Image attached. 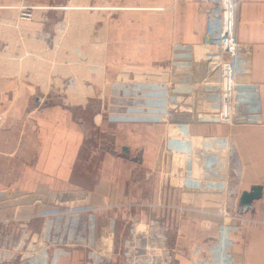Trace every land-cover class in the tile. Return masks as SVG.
Returning a JSON list of instances; mask_svg holds the SVG:
<instances>
[{"label":"crops","instance_id":"crops-1","mask_svg":"<svg viewBox=\"0 0 264 264\" xmlns=\"http://www.w3.org/2000/svg\"><path fill=\"white\" fill-rule=\"evenodd\" d=\"M24 1L43 7L34 11L32 21H19L17 11L13 17L5 11L0 15V24L14 26L13 36H0L4 39L0 194L15 195L0 198V264H96L90 258L93 254L104 256L109 264H133L135 258L125 261L123 251L130 223L139 219L141 246L157 253L155 249L163 252L167 245L173 253L172 264H224L230 256L237 263L246 264L250 257L260 263L264 232L245 224L234 230L230 227L234 220L227 216L246 218L238 203L242 193L256 185L263 187V195L253 203L252 211L264 216V0H239L237 19L243 51L239 81L257 87L261 104L257 123L249 122L251 114L244 103L236 105L231 119L223 120L218 72L208 68L206 58H200L189 75L182 67L173 77L167 75L170 45L180 41L196 45L203 32L191 28L184 32L183 23L173 19L170 33L166 15H142L135 10L164 5L168 0ZM183 2L198 9L195 0ZM7 4L0 1L1 7H12ZM62 25L68 27L65 37L58 36ZM9 45L13 51L7 54ZM7 56L14 63L9 75L4 66ZM57 58L63 64L56 65ZM178 72L183 73L182 81L191 80L190 97L179 91L184 84L179 83ZM66 79H72L74 86L66 87L63 95L59 89ZM168 79L173 82L176 103L187 100L170 116L157 87ZM123 82L145 84L142 90L150 95L144 99L143 111L148 116L142 123L130 124L125 136L120 130H110L112 123L106 119L102 133L114 134L116 139L112 138L110 147H103L101 162L93 169L92 161L79 160L86 127L78 115L92 100L99 105L96 118L114 115L117 95L113 87ZM154 88L157 92L152 95ZM189 100L193 105L188 109ZM3 103L9 111L1 110ZM19 103L25 105L20 112ZM205 103L207 111L203 112L199 105ZM139 142L142 147L137 149ZM40 149L46 153L40 156ZM134 149L141 154L121 171L119 165L131 160ZM46 188L62 189L54 200L65 206L67 216L78 218L82 225L92 217L96 228L90 232L93 240H87L88 231L81 227L85 234L77 233L78 239L71 240L76 232L71 230L69 254L55 257L53 250L46 251L43 262L38 227L27 219L33 216V207L52 204L54 193L44 192ZM139 201L159 202L163 207L129 206ZM14 207L24 211L14 213ZM161 225L168 228L165 234ZM159 228L163 239L169 238L163 247L155 238ZM152 242L156 243L151 246ZM133 246L138 247L137 241ZM32 247L36 249L28 251Z\"/></svg>","mask_w":264,"mask_h":264},{"label":"built area","instance_id":"built-area-1","mask_svg":"<svg viewBox=\"0 0 264 264\" xmlns=\"http://www.w3.org/2000/svg\"><path fill=\"white\" fill-rule=\"evenodd\" d=\"M198 3V7L200 6V10L203 11L205 16V29L199 36L198 44L184 43V42H175L170 45L169 54L170 56L167 59V75H174V71L181 70L180 68H185L183 70L185 74H190L192 70H195L200 58H206L208 61L209 69H213L218 72V89L220 93V107L223 112V120L228 121L232 118L234 114L235 107L238 103H244L247 105V112L251 114L249 118V122L257 123L259 121V114L261 112V104H260V96L258 94L257 87L251 85L249 83H241L239 81V77L242 74L240 70V60H242L243 51L241 48V43L239 41L237 35V19H238V11H239V0H195ZM180 0H168V2L164 5L160 6H140L135 10L138 14L149 15V14H166L168 11L175 9ZM43 7H37L36 5L29 4L24 0H18L16 5H12L10 8H5L0 6V11L5 9H13L14 12L17 11L18 20H26L32 21L34 11L37 9H42ZM116 9V8H114ZM68 33V27L66 25H62L58 27V36L65 37ZM171 33V32H170ZM203 48H208V50H202ZM9 49L13 51V45H9ZM212 49V50H211ZM1 54V52H0ZM55 64H63V60L61 58L55 59ZM146 74V73H145ZM5 75V74H4ZM179 83L184 84L181 89H179L180 93L187 92L191 96V89L188 84L191 80L182 81L183 73L178 72ZM6 77V76H5ZM5 79V78H4ZM211 78H209L210 82ZM168 79L165 82L161 83L160 86V96H161V104L168 115H171V111L174 109H178V104L185 103L187 100L183 98L184 102H177L176 97L174 96L175 89L173 87V82ZM149 83V82H147ZM178 83V82H177ZM145 84L142 83H126L114 85V89L119 86L128 88V97L130 95V101L133 105H136L142 101L141 98H145L147 95L146 91L142 89ZM74 81L72 79H66L64 82V86L59 89L60 92L64 95L66 91V87H73ZM148 87V85H146ZM142 91V94H141ZM16 96L18 94H15ZM117 96V99L122 97ZM19 97V95L17 96ZM186 97V96H183ZM181 101V100H180ZM18 103V99H17ZM22 103V102H21ZM21 103L17 104V109L20 112L23 110L25 105H21ZM174 106V108H172ZM177 106V108H176ZM114 115H110V119H114L116 121H129V122H141L146 120L145 116L143 120L137 119L138 111L135 108H129L126 111H121L116 113L114 111ZM163 114H165L163 112ZM129 206L142 208L143 206H154V207H163L161 203H131ZM180 209V207H175ZM230 218H233L237 221H244V217L242 216H233L228 215ZM227 216V217H228ZM141 236H143V231ZM137 249H136V258L135 264H146L145 259L149 260V258L153 257V250H149L147 247L141 246V239L137 241ZM143 250H145V254H142ZM149 252H152L151 254ZM146 258H143L144 256ZM147 264H152V260L150 263L147 261Z\"/></svg>","mask_w":264,"mask_h":264},{"label":"rangeland","instance_id":"rangeland-1","mask_svg":"<svg viewBox=\"0 0 264 264\" xmlns=\"http://www.w3.org/2000/svg\"><path fill=\"white\" fill-rule=\"evenodd\" d=\"M0 1L6 2L10 5H14L16 0H0ZM28 1H32V0H28ZM151 7H153V6H151ZM4 11L7 13V16L13 17V15H14L13 9L2 10V11H0V15H3ZM166 14L168 15V31L169 32H171L172 28H173V19H176L178 22L180 20L183 23L182 27H183L184 32H185L186 28H191V29H193V31H198V30L203 31L202 29L205 26V22L199 18L202 16L205 19L203 11L200 10V6L198 7V9L193 10L190 7H188V3L183 2V0L182 1L180 0L178 6L175 9L168 11ZM0 26H1L0 36L5 35L6 33L9 36H13V29H14L13 24H7L6 26L4 24H0ZM2 28H7V29H2ZM3 44H4V39H0V49H1L0 50V52H1L0 62L2 60H4V56L2 53V50L4 49ZM202 50H206V48H203ZM11 51H12V49L10 50L9 48H7V54H9V52H11ZM6 59H8V61H6V63L4 61V66H5V69L7 70V74H8V70H10V71H11V69L14 70V63H13V61H11V58H9L8 56ZM5 78L8 79L7 77H5ZM106 88H108V87H106ZM106 91H107V89L104 90V93ZM156 92H157L156 88L151 89L152 95L156 94ZM1 93H2V90H1V86H0V95H1ZM114 93L117 96H121V93H123L124 95H123V98L120 97L114 101L113 110L121 112V111L128 110L130 107L131 108L133 107V108H135L136 111H140L137 113V116H138L137 119H139V117H141L139 120H143V118L145 116H148L147 113H144V111H143V109H144L143 105H144V103H146V100L144 101L145 98H141L142 101H140L137 104V108H136V105H133V103H131V101H130V95L128 97V88L119 86L118 88H116L114 90ZM141 94H142V91H141ZM147 95H150V93H148ZM182 96L190 97V95L187 94V92H184L182 94ZM195 98H196V96H195ZM182 101L184 102V100H182ZM189 102L191 104H187L188 109L193 105V103L190 100H189ZM3 104H5V105H4V107H2L1 110L9 111L8 104L7 103H3ZM94 105L95 104L92 100L91 104H89L87 106V110L82 112V114H80V116L78 115L79 120H81L82 126L86 127L85 138L83 141L80 142L81 143L80 146L84 145V148L82 146V151L79 152L80 153V159L79 160H81V162L87 161L88 163H91V161H92L93 169H95V166H99V164L101 162V155L103 154V150H105V148H103V147H105L106 145H109L107 147H110V143H114V142H112V138L116 139V137H114V134L109 136L108 134H103L104 132L102 133L103 122L106 119L108 121H111L112 124L108 125L109 129L111 130V128L112 129L115 128L114 130H120L119 132L121 133L120 135H122V136H125L126 133L129 132L128 127H130V124L135 123L134 121L133 122L116 121L114 119H110L109 116L111 115V113L109 115L107 114V116L104 115L103 119L96 118L97 115L95 112L98 110L99 105H95V106ZM184 105H186V104L182 103L180 105L178 104L177 106L179 108V107L184 106ZM177 106H176V108H177ZM194 106L198 109L197 103H194ZM199 106H201L203 112L207 111L206 103H205V105L200 104ZM172 108H174V106ZM10 111H11V109H10ZM156 122H158V120H156ZM204 123L208 124L207 121H204ZM138 137L141 138L142 135L140 134V135H138ZM135 147H138L137 149L141 148L142 142L135 144ZM137 149H134L132 156L130 158L131 159L130 161L122 163L123 166L119 165V168L121 171L123 170L124 165H132L131 161H132L133 157L136 159V157L141 154V153H139V150H137ZM42 153H43V151L40 149V156ZM45 153H46V151L44 150L43 154H45ZM96 157H98V158H96ZM169 170H171V167ZM167 172H169V171H167ZM47 191H53V193H54V196L52 197V204L49 205L50 207L49 208L47 207V203H41L39 208H37V206L33 207V209H32V211H33L32 215L33 216H31L30 218L27 219V221L29 223H33L38 227L37 228L38 229V247L43 248V250L40 249V251H44V252H42V256H44V258L42 260H40L43 262H46V260H47L46 259L47 256L45 255L46 251L51 252L53 250L55 253L54 254L55 257H60L63 255L69 254L67 251L70 249V246L68 245V240H70L71 230L76 231V232L72 233L71 240L78 239L77 233L85 234L81 230H79L80 227L88 231L87 232V240H93L90 236V232H91V230H94L96 228L95 224H94L95 219H93L92 217H88L87 218L88 223L87 224L84 223V225H82L78 222V218H74L72 216H67L68 214H67V211L65 209V206L63 204H61L60 202H57L58 200H54V198H56L55 193L62 191V189L56 188V191H55L53 189L46 188V190L44 192L47 193ZM40 193H41V191H40ZM6 196H8L10 198H15L14 197L15 195L13 196V194H10L7 192L0 194L1 199H4ZM13 200H15V199H13ZM118 202H121L122 203L121 205H123V206L127 205V204H125V202H122V201H118ZM139 202H136V203H139ZM136 203H134V204H136ZM130 207L134 208V206H130ZM13 210H14V213L24 211L22 207H19V208L14 207ZM245 215H246V218L244 217L245 220L242 222L237 221L233 218H230L231 221L234 220L233 223L236 222V224L231 223L230 227L233 228L234 230H238L239 228L242 227L240 224H245L248 227L253 226V228L255 227L256 229L262 230V232H264V216L260 215L259 213L253 212V211H250ZM229 217L230 216H228V219H229ZM64 219H66V220H64ZM157 222H156V225H157ZM140 225H141V219H139V221H131V223H130L129 238L126 240L127 246L124 248V251H123L124 252L123 254L125 255V261H130V259H132L131 261H133V258H136L137 247L133 248L134 247L133 245H134V241H139L140 239H142V236H141L142 228H140ZM161 228L163 229L164 234H165V231L168 230V228L166 230H164V227H162V225H161ZM25 230L30 233L29 227H26ZM113 230H115V228H113ZM22 235L25 236V233H22ZM165 237H166V235H165ZM155 238L157 239L158 245L160 247H163L164 245H166L168 243L167 241L169 240V238L163 239V234H162L160 228L158 229V238L157 237H155ZM152 240H153V238H152ZM256 240H259V238H256ZM155 243L156 242H152L151 246H153ZM35 249L33 247L28 248V251H34ZM261 249H262V251H264V245L262 246ZM158 250L155 249V251L157 253H152L153 257L152 258L150 257L149 260L147 259V261L149 263L151 260H152V264H172L173 263L172 262L173 260L170 258L173 255V253H170V251H168L170 249L167 245H166V248L163 249V252H158ZM164 250H165V254H166L165 258L163 257ZM174 250L175 249H173V252H174ZM143 252H144V254L146 253L145 250H143ZM158 253L159 254L161 253V255L159 256ZM40 255H41V253H40ZM90 258L91 259L93 258L92 260H93V262L95 261L96 264H109V262L107 260H105L104 256H98V254L97 255L93 254L92 257H90ZM250 258H251L250 261L249 262L247 261L246 264H264V257L262 259H260L261 260L260 263H254L255 262L254 259L252 257H250ZM169 259H171V260H169ZM246 259H247V257H246ZM248 260H249V258H248ZM147 261H146V264H147ZM133 264H135V260L133 261ZM224 264H244V263H240V262L237 263L235 261L234 257L230 256V261L225 262Z\"/></svg>","mask_w":264,"mask_h":264},{"label":"water","instance_id":"water-1","mask_svg":"<svg viewBox=\"0 0 264 264\" xmlns=\"http://www.w3.org/2000/svg\"><path fill=\"white\" fill-rule=\"evenodd\" d=\"M263 187L256 185L251 187L250 191H244L238 203V209L242 214H247L253 210V203L262 198Z\"/></svg>","mask_w":264,"mask_h":264}]
</instances>
